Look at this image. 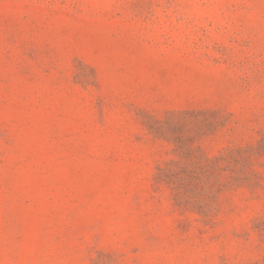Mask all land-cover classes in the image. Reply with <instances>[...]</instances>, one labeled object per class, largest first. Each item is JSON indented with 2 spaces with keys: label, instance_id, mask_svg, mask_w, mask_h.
<instances>
[{
  "label": "rangeland",
  "instance_id": "1",
  "mask_svg": "<svg viewBox=\"0 0 264 264\" xmlns=\"http://www.w3.org/2000/svg\"><path fill=\"white\" fill-rule=\"evenodd\" d=\"M0 264H264V0H0Z\"/></svg>",
  "mask_w": 264,
  "mask_h": 264
}]
</instances>
